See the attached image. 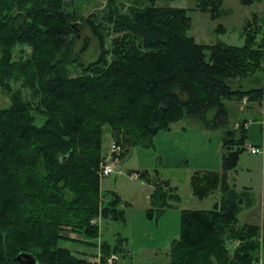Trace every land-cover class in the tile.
Wrapping results in <instances>:
<instances>
[{
	"label": "trees",
	"instance_id": "16d2710c",
	"mask_svg": "<svg viewBox=\"0 0 264 264\" xmlns=\"http://www.w3.org/2000/svg\"><path fill=\"white\" fill-rule=\"evenodd\" d=\"M148 1L121 12L110 0V21L124 34L109 50L92 17L78 22V2L0 0V91L10 97L0 107V264H25L28 258L22 254L33 255L38 264H87L95 255L63 246L61 239L68 237L60 232L70 228L97 237L94 217L121 216L118 196L106 204L100 198L105 125L117 143L149 145L154 134L187 117L224 125L227 100H264L263 86L233 88L229 83L255 74L261 81L264 10L253 9L245 20L244 45L210 44L188 34V8ZM195 7L212 18L226 10L225 0H196ZM85 25L101 48L87 62L79 57L88 48L86 37L74 53ZM18 44L31 48L27 58L24 46L16 52ZM76 62L84 72L74 76L69 65ZM23 88L32 99H24ZM246 121L241 136L234 130L224 135L226 148H233L224 156L226 168L234 167L245 149ZM191 182L202 197L218 189L222 195L210 209L183 210L169 264H264L260 220L241 222L245 199L227 174L197 172ZM153 194L154 201L160 198V210L168 206L163 187ZM101 248L104 256L120 249L107 241Z\"/></svg>",
	"mask_w": 264,
	"mask_h": 264
},
{
	"label": "rangeland",
	"instance_id": "374dc122",
	"mask_svg": "<svg viewBox=\"0 0 264 264\" xmlns=\"http://www.w3.org/2000/svg\"><path fill=\"white\" fill-rule=\"evenodd\" d=\"M68 1L72 4L78 2L79 23H83V18L92 17L101 28L105 47L112 50L115 46L114 39L122 37L124 32L116 31L110 21L113 15L109 6L110 0ZM114 1L117 10L121 12H128L133 6L149 4L148 0ZM259 1V10H264V0H252L249 4H244L241 0H225V14L217 18L197 10L196 0H158L156 4L188 8L192 16L188 34L194 36L198 42H222L241 46L245 43V20L252 16L251 11L258 6ZM262 24L261 36L264 37V20ZM80 29V38L74 46V53L81 51L83 39L86 37L88 48L79 57L84 62L93 61L101 51L98 40L87 25L80 26ZM137 39L138 42L141 41V38ZM258 39L261 40V37ZM22 46L26 48L24 57L27 58L31 51L29 46L18 44L16 52L18 53V47L21 49ZM113 57L110 53L109 60ZM69 69L70 74L74 76L84 72L77 62L69 65ZM255 75L247 79H231L229 83L233 88L264 87V69L259 75L261 81L254 79ZM13 86L20 87L14 82ZM22 92L24 99H32L29 89L23 88ZM244 97L240 101H226L229 114L224 125L210 126L201 118L187 117L172 125L171 129L160 130L154 134L151 144L119 143L121 149L118 152L112 151L114 139L110 126L105 125L102 136V162H111L114 156H118V164L116 163V172L101 177L100 198L102 204H106L118 196L116 208L122 212L121 216L112 218L103 217L101 214L100 223L97 225L100 234L97 237H88L65 228L60 233L68 238L61 239L60 243L73 249L76 254L84 252V255L88 256L89 253L97 252V243L107 241L112 247H120L118 264H169L171 243L179 238L182 232L183 210L210 209L222 195V190L219 189L203 197L196 193L191 179L197 172H216L220 175L226 173L231 187L240 191L245 199L246 204L239 215L241 222H253L258 218L261 221L264 216V197L260 208V196L264 193V154L251 153L248 146L256 145L261 148L264 144V100L261 103L250 102L248 97L247 100ZM9 103V95L0 91V107ZM245 119V149L239 154L235 166L226 168L224 156L228 149L233 148H226L224 135L227 131L234 130L236 137L241 136V122ZM135 172L139 173V177H133ZM145 173L147 176L144 178ZM157 187H163L168 194V206L163 210H160L161 206L158 205L161 202H157L160 198L154 201L153 193ZM260 226L264 229V224L260 223ZM263 229L260 232L261 240L264 236ZM86 241L96 245H90ZM234 245L235 241L232 243V246ZM263 257L264 246L260 251V258Z\"/></svg>",
	"mask_w": 264,
	"mask_h": 264
},
{
	"label": "built area",
	"instance_id": "2783aa9c",
	"mask_svg": "<svg viewBox=\"0 0 264 264\" xmlns=\"http://www.w3.org/2000/svg\"><path fill=\"white\" fill-rule=\"evenodd\" d=\"M245 100H247V96L244 97ZM249 151L251 153H257V154H264V144L263 146L260 148L259 146L256 145H250L248 146ZM121 149V146L119 143H117L116 141H113V145H112V151L113 152H118ZM111 158V157H110ZM113 161L111 162H102L101 163V168L99 171L100 176L102 177L103 175H110L114 172H116L115 170L117 169V159L118 156H114L113 157ZM133 177H139V173H134ZM100 215L101 213L97 216L94 217L91 220V223L94 225H98L100 223ZM120 260V255L117 252H112L107 256H104L103 252H102V248L101 245H98V250L97 253L92 256L91 258H89L87 264H118ZM258 264H262V261L260 260L258 262Z\"/></svg>",
	"mask_w": 264,
	"mask_h": 264
},
{
	"label": "water",
	"instance_id": "95a60500",
	"mask_svg": "<svg viewBox=\"0 0 264 264\" xmlns=\"http://www.w3.org/2000/svg\"><path fill=\"white\" fill-rule=\"evenodd\" d=\"M22 255H24L28 258V260H26L23 263H25V264H37L38 263L37 259L33 255H29V254H22ZM18 258L21 259V255L18 256Z\"/></svg>",
	"mask_w": 264,
	"mask_h": 264
},
{
	"label": "crops",
	"instance_id": "0c3cea01",
	"mask_svg": "<svg viewBox=\"0 0 264 264\" xmlns=\"http://www.w3.org/2000/svg\"><path fill=\"white\" fill-rule=\"evenodd\" d=\"M260 4H261V2L259 1L258 2V6L255 8V10L259 9ZM262 197H264V193L260 196V208H261V200H262ZM260 223H262V225L264 224V216H262V219H261Z\"/></svg>",
	"mask_w": 264,
	"mask_h": 264
}]
</instances>
